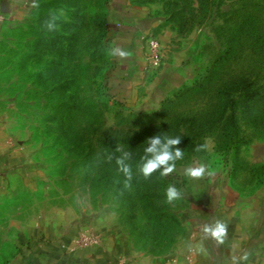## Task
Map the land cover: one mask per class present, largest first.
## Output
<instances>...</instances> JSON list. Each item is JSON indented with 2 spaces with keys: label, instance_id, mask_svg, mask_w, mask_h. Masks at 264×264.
I'll list each match as a JSON object with an SVG mask.
<instances>
[{
  "label": "rangeland",
  "instance_id": "rangeland-1",
  "mask_svg": "<svg viewBox=\"0 0 264 264\" xmlns=\"http://www.w3.org/2000/svg\"><path fill=\"white\" fill-rule=\"evenodd\" d=\"M36 2L0 0V264L70 229L97 241L95 222L114 225L132 251L162 256L203 202L226 194L263 207L264 0H150L160 23L141 39L137 73L108 55L121 48L109 0ZM151 36L162 45L156 69ZM159 134L179 136L184 158L144 178L137 163ZM116 145L132 153L129 189L106 159ZM199 163L212 174H184ZM169 185L181 199L166 202Z\"/></svg>",
  "mask_w": 264,
  "mask_h": 264
},
{
  "label": "crops",
  "instance_id": "crops-1",
  "mask_svg": "<svg viewBox=\"0 0 264 264\" xmlns=\"http://www.w3.org/2000/svg\"><path fill=\"white\" fill-rule=\"evenodd\" d=\"M150 0H109L110 24L113 39L131 55L126 59L131 72L144 66L145 45L142 37L154 33L160 19L154 15ZM159 39H166L165 30L156 31ZM139 73V72H138ZM3 169L0 170V172ZM1 173V181L3 180ZM242 202L229 195L217 202L206 201L189 217L188 228L172 251L162 256L143 255L131 250L127 238L114 225L93 224L97 241L78 244L80 234L70 229L62 239L34 243L13 262L7 264H233V257L244 251L251 253L247 264H264V204L241 206ZM220 219L228 224L223 244L205 239L202 225ZM202 243L204 252L190 250L188 245Z\"/></svg>",
  "mask_w": 264,
  "mask_h": 264
},
{
  "label": "clouds",
  "instance_id": "clouds-1",
  "mask_svg": "<svg viewBox=\"0 0 264 264\" xmlns=\"http://www.w3.org/2000/svg\"><path fill=\"white\" fill-rule=\"evenodd\" d=\"M32 7L37 8L39 4L33 0ZM58 16L53 13L47 20L44 21V28L49 31H55L57 28ZM108 55L111 57L127 58L131 55L130 52L118 46L111 47L108 50ZM146 147L144 148V155L141 156L137 163L136 170L144 178L151 176L153 172L160 171L162 176H168L176 170V162L184 158V151L176 147L180 143V137H170L164 134L154 135L146 140ZM207 145H198L196 151L206 150ZM118 153L119 155H115ZM114 153H109L106 156L108 161L115 159L117 170L124 177L123 186L125 189L131 188V181L133 179L132 165L129 161L132 158V153L125 149L124 145H116ZM184 174L191 179H202L205 175H211L208 166L204 163H199L196 166H189L184 169ZM182 192L174 185H169L165 190L166 202L181 199ZM201 231L205 239H212L217 244H223L228 233V224L220 219H215L211 223L202 225ZM189 249H194L198 253L205 251L203 244L195 245L189 244ZM251 253L244 251L239 257H233V264H247Z\"/></svg>",
  "mask_w": 264,
  "mask_h": 264
},
{
  "label": "built area",
  "instance_id": "built-area-1",
  "mask_svg": "<svg viewBox=\"0 0 264 264\" xmlns=\"http://www.w3.org/2000/svg\"><path fill=\"white\" fill-rule=\"evenodd\" d=\"M148 49V64L152 69L159 67L162 59V45L157 37H148L146 39ZM79 245L96 242V237L92 235H82L78 240Z\"/></svg>",
  "mask_w": 264,
  "mask_h": 264
},
{
  "label": "trees",
  "instance_id": "trees-1",
  "mask_svg": "<svg viewBox=\"0 0 264 264\" xmlns=\"http://www.w3.org/2000/svg\"><path fill=\"white\" fill-rule=\"evenodd\" d=\"M200 7V6H199ZM200 11V10H199ZM176 14V13H175ZM175 14L173 15V14H170V19L172 20V18L175 16Z\"/></svg>",
  "mask_w": 264,
  "mask_h": 264
}]
</instances>
